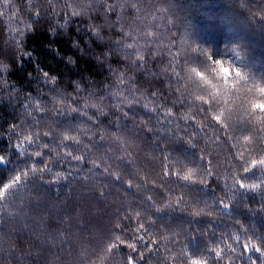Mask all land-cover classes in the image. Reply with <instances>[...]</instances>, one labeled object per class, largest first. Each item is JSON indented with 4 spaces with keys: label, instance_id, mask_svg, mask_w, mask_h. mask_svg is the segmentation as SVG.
<instances>
[{
    "label": "clouds",
    "instance_id": "clouds-1",
    "mask_svg": "<svg viewBox=\"0 0 264 264\" xmlns=\"http://www.w3.org/2000/svg\"><path fill=\"white\" fill-rule=\"evenodd\" d=\"M0 264H264V0H0Z\"/></svg>",
    "mask_w": 264,
    "mask_h": 264
}]
</instances>
